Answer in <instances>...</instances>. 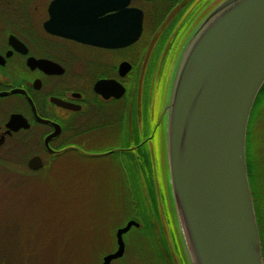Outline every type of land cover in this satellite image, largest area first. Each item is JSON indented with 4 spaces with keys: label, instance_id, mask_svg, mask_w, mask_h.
I'll return each mask as SVG.
<instances>
[{
    "label": "water",
    "instance_id": "obj_1",
    "mask_svg": "<svg viewBox=\"0 0 264 264\" xmlns=\"http://www.w3.org/2000/svg\"><path fill=\"white\" fill-rule=\"evenodd\" d=\"M84 1L74 7L77 26L58 33L111 49L140 39L144 11L130 7L132 0ZM121 70L126 74L131 66L124 63ZM115 84L101 81L97 90L120 97L125 89L114 92ZM263 86L264 0H224L191 37L171 102L170 176L196 264H264L246 158L249 120ZM58 134L46 138L48 147ZM29 164L43 166L39 157ZM132 227L140 223L130 220L117 230V249L101 264L124 256V235Z\"/></svg>",
    "mask_w": 264,
    "mask_h": 264
},
{
    "label": "rangeland",
    "instance_id": "obj_2",
    "mask_svg": "<svg viewBox=\"0 0 264 264\" xmlns=\"http://www.w3.org/2000/svg\"><path fill=\"white\" fill-rule=\"evenodd\" d=\"M223 1L192 0L190 14L185 12L180 19H188L181 33L180 22L167 27L170 16L166 14L158 24V12L148 7L150 19L137 45L142 55L139 58L136 51L127 52V59L137 62L139 72V78L129 84L127 116L129 107L136 109L137 104L140 119L150 115L151 120L156 116L165 123L161 155L157 160L153 153L151 160L156 168L154 183L143 181L149 206L136 201L140 200L136 190L142 186L141 178L136 186L130 183L136 187L130 193L121 173L109 161L98 165L94 159L66 153L46 157L41 172L23 178L10 170L21 167V160L9 164L0 158V264H101L117 249V230L134 219H140L143 229L124 236L125 254L112 264H196L174 195L164 144L168 142L171 102L184 51L194 32ZM256 109L250 116L249 153L264 191V100L257 113ZM89 141H84L86 150L93 149L88 147L94 145ZM33 143L38 146L37 138Z\"/></svg>",
    "mask_w": 264,
    "mask_h": 264
},
{
    "label": "flooded vegetation",
    "instance_id": "obj_3",
    "mask_svg": "<svg viewBox=\"0 0 264 264\" xmlns=\"http://www.w3.org/2000/svg\"><path fill=\"white\" fill-rule=\"evenodd\" d=\"M54 1L0 0V158L9 164L21 160V167L10 170L28 178L31 173L41 172L46 157L71 153L76 158L94 159L98 165L109 161L113 169L125 173L127 159L135 155L141 165L144 154L150 159V166L145 163V169L154 183L156 168L151 160L153 153L157 160L161 155L160 136L165 123L156 116L151 120L150 115L140 119L137 104L136 109L129 107V117L126 109L129 84L139 78L137 62L127 59V52L136 51L141 57L143 50L137 45L149 13L132 0L130 7L144 11L143 33L136 43L111 49L58 33L77 26L74 7L85 1L67 0L52 7ZM160 1L163 13L170 16L167 27L180 22L181 33L188 19H180L185 12L190 14L192 0ZM111 14L106 13L103 18ZM155 52L154 49L152 55ZM124 63L131 66L126 74L121 70ZM106 80L118 83L111 87L114 92L122 86L125 93L116 97L109 89V97H105L97 86ZM36 113L49 122L38 120ZM56 131L59 134L50 139L48 147L46 138ZM36 138L38 146L33 143ZM86 139L94 143L88 146L93 149H85ZM34 157L42 160L41 168L30 167Z\"/></svg>",
    "mask_w": 264,
    "mask_h": 264
},
{
    "label": "trees",
    "instance_id": "obj_4",
    "mask_svg": "<svg viewBox=\"0 0 264 264\" xmlns=\"http://www.w3.org/2000/svg\"><path fill=\"white\" fill-rule=\"evenodd\" d=\"M142 5H144L143 7L147 8L150 7L151 9L153 8V11H157V23L159 24V19L162 18L163 16L165 17V13H163L162 10V5H161V1L160 0H144L142 1ZM264 86L262 87L261 91L259 92L257 99H256V103L254 105L253 108V113L256 109V105L257 109H256V113L258 111V109L260 108L261 104H263V100H264ZM251 122H252V118L250 119V123L248 125V134H247V145H246V157H247V172H248V179H249V184H250V189H251V194H252V199H253V204H254V209H255V214H256V220H257V225H258V230H259V235H260V240H261V248H262V254H263V260H264V191L261 190L260 185V180L259 177L257 176L256 173V169H255V165L254 162L251 159V154L249 153V144H250V128H251ZM71 143V142H69ZM143 155V164L138 165V158L135 155L131 156L127 159V166H126V172H122L121 173V179H123L122 183H124V187L127 188L130 193L132 192V189L136 188L130 186V183H137L138 179L142 177V186H140V188L138 187L136 190L138 196L140 197V200H136L137 204L139 205V203H145L147 204V206H149V202L148 199H146V191L144 189V184L143 183L144 180H146L147 184H149L151 182V175L146 171L145 169V163L147 164V166H150V159L147 157V155ZM141 155V157H142ZM142 169V172L141 170ZM126 175H128V182H129V186L127 187V177ZM135 178V179H134ZM139 182L141 183V180H139ZM139 184V183H138ZM135 185V184H134ZM136 186V185H135ZM135 191V190H134ZM135 193V192H134ZM151 193V192H150ZM153 201L155 202V199H153ZM134 218V217H133ZM138 222H140V219H136ZM141 224V222H140ZM139 228H141V231L143 229L142 226H140ZM139 228L136 227H132V229L129 231L131 232L132 230H137ZM128 232V233H129ZM120 260V259H118ZM117 261V260H116Z\"/></svg>",
    "mask_w": 264,
    "mask_h": 264
}]
</instances>
